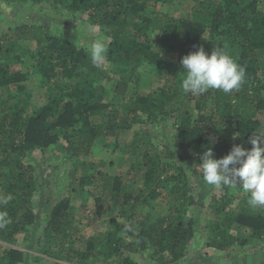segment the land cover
<instances>
[{
	"label": "trees",
	"instance_id": "obj_1",
	"mask_svg": "<svg viewBox=\"0 0 264 264\" xmlns=\"http://www.w3.org/2000/svg\"><path fill=\"white\" fill-rule=\"evenodd\" d=\"M8 1L49 3L82 14L108 42V52L96 67L85 45L40 21L0 34V195L12 196L0 204L11 221L0 229V264H26L27 251L32 255L36 249L49 264H140L137 254L143 252L157 264L185 258L197 231L187 168H199L208 148L217 159L225 156L233 133L242 145L262 126L264 0ZM187 1L193 6L184 10ZM200 47L208 54L222 50L244 68L238 90L182 91L181 58ZM140 69L157 84L144 86ZM33 73L47 82L43 104L27 88ZM137 124L144 126L134 129ZM168 124L177 131L175 140L158 128ZM129 131L128 170L112 174L90 160L97 140L120 139ZM58 144L71 165L69 187L88 191L93 200L86 223L109 218V226L99 234L79 232L72 200L63 196L46 202L47 221L33 240L38 176L26 158ZM233 185L222 184L211 196L207 247L244 246L239 228L264 240V213L244 200L234 204ZM162 201L168 209L157 212ZM114 209L118 215H111ZM22 237L29 240L26 246L20 245Z\"/></svg>",
	"mask_w": 264,
	"mask_h": 264
},
{
	"label": "rangeland",
	"instance_id": "obj_2",
	"mask_svg": "<svg viewBox=\"0 0 264 264\" xmlns=\"http://www.w3.org/2000/svg\"><path fill=\"white\" fill-rule=\"evenodd\" d=\"M192 6L193 2L191 1H187L183 5L184 10ZM181 13L180 11L175 12L176 15ZM39 21L49 24L53 33L69 36L78 46L85 45L88 48L92 40L101 39L98 28L95 26L92 27L80 13L72 14L66 12V10H56L49 3L35 5L31 2L0 0V34L10 32L16 24H20L21 22L31 25ZM139 73L143 78L144 86H155L157 84L156 77L150 72L145 69H140ZM46 87L47 82L41 75L33 73L29 76L27 88L33 92L34 102L38 104L45 102ZM262 120V126L257 130L255 138L264 135V115L262 116ZM143 126L137 124L134 129L142 128ZM158 128H160L164 136L169 140L176 139L177 131L172 125H161ZM131 136L132 132L129 131L123 134L120 139L110 136L109 138L97 140L94 144V154L90 157V160L94 163L101 162L99 168L107 170L112 174L128 170L130 158L125 152L124 145L130 140ZM234 136L235 133L231 137V147L237 144L233 140ZM210 137L216 139L213 134H210ZM249 143L250 141L243 143L241 146L247 149ZM61 147L58 144L50 147L46 151L37 150L26 158L27 161L34 162L38 176V191L34 201L37 206L39 219L35 228L31 229L33 240L47 221L48 213L46 212V202H56L57 199L63 196H69L72 200L76 215L75 225L79 232L86 235L99 234L109 226V218L100 220L92 225L86 223L84 219L86 212L88 213L86 206L89 207L93 203V200L89 193H87L88 191H80L69 187L70 183H74L72 182L73 178L70 172L71 165L69 161L63 159ZM103 161H106L105 166L102 164ZM196 170L187 168L189 184L197 201L192 211V214L197 219V231L191 243L189 253L185 258L174 264H264V240L253 238L250 231L246 228H239L238 230L240 232L239 235L247 239V243L242 247L237 246L229 251H221L205 245L204 226L209 220L206 216L210 209L209 202L212 194H219L220 189L219 186L207 185L203 181L200 168ZM233 193L237 196L234 204H240L242 200L249 204V194L244 192L238 184L233 185ZM165 204L166 201L157 204V212H165V209H168V206ZM250 208L254 212L261 211L264 213V209L253 208L251 206ZM138 210L140 211L141 207ZM118 212V209H114L111 215H118ZM28 243L29 240L22 237L20 245L26 246ZM35 252L32 255H28L27 251L26 264H49L45 258H42L41 251L36 249ZM137 258L140 264H157L150 252L137 254Z\"/></svg>",
	"mask_w": 264,
	"mask_h": 264
},
{
	"label": "clouds",
	"instance_id": "obj_3",
	"mask_svg": "<svg viewBox=\"0 0 264 264\" xmlns=\"http://www.w3.org/2000/svg\"><path fill=\"white\" fill-rule=\"evenodd\" d=\"M108 52V42L94 39L88 47V55L94 66H102ZM185 75L181 89L185 94L202 95L208 90L230 93L238 90L243 82L245 70L226 52L212 50L211 54L200 47L183 56L180 61ZM235 138V136L233 137ZM251 149L233 145L223 157H214L211 148L201 156L198 164L203 181L209 186L238 184L249 194L248 203L253 208L264 209V140L252 137ZM11 195L0 196V204H8ZM6 212L0 211V229L10 223Z\"/></svg>",
	"mask_w": 264,
	"mask_h": 264
}]
</instances>
